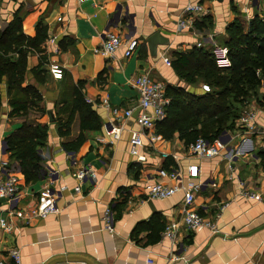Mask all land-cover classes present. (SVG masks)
I'll return each instance as SVG.
<instances>
[{
  "label": "crops",
  "instance_id": "crops-1",
  "mask_svg": "<svg viewBox=\"0 0 264 264\" xmlns=\"http://www.w3.org/2000/svg\"><path fill=\"white\" fill-rule=\"evenodd\" d=\"M187 5L202 7L195 19H202L200 31L195 21L194 30L179 29V20L188 15L184 12ZM14 14L21 19L25 37L33 38L40 24L46 39L41 54L27 55L23 84L39 94L40 111L29 109L23 117L10 118L6 84H0V176L14 177L21 192L15 202L0 200V219L12 224L10 233L0 228V263L12 264L8 254L16 249L21 264H264V146L260 137L264 84L244 109L255 112V131L241 129L237 118L234 127L220 136L225 148L219 156L192 160L198 166L192 178L186 177L187 145L177 132L165 139L156 128L148 131L139 126L138 93L131 87L133 79L145 74L164 86L205 93L201 90L204 80L189 84L176 74L171 66L174 55L200 43L213 51L216 65L224 68L217 58L227 39L226 27L236 18L246 26L252 16L264 17V0H0V25L9 23ZM108 32L125 40L136 38V52L130 57L124 56L123 49L108 56L98 53ZM155 33L167 44L157 45L152 55L147 40ZM50 38L54 43H49ZM51 62L63 67L61 80L50 75ZM36 67L41 71L38 80L32 73ZM76 89L94 112L98 127L82 131L81 147L67 152L63 144L80 133L79 115L74 114L68 135L59 136L58 126L72 109ZM128 109L133 116L121 120ZM23 122L48 127L39 150V177L28 184L4 143ZM111 123L122 127L120 138L113 143L98 141ZM130 131L142 134L137 156L129 153ZM82 165L91 166L97 176L76 193L74 174ZM159 168L178 170L185 187L199 186L194 211L213 222L218 233L180 227L175 242L162 237L167 224L182 222L183 192L164 200L149 198L146 187L155 181ZM51 171L56 173L52 188H63L56 201L58 213L29 224L10 217V210L25 214L45 205L39 192ZM243 192L260 194L261 201L250 200ZM105 209L112 212L113 231L104 228Z\"/></svg>",
  "mask_w": 264,
  "mask_h": 264
},
{
  "label": "trees",
  "instance_id": "trees-1",
  "mask_svg": "<svg viewBox=\"0 0 264 264\" xmlns=\"http://www.w3.org/2000/svg\"><path fill=\"white\" fill-rule=\"evenodd\" d=\"M202 24V19H197L195 29L200 31ZM225 33L228 67L219 68L213 51L202 46L174 55L171 66L181 79L190 84L200 78L210 90L191 94L182 88L165 86L169 103L164 119L155 124L156 132L163 138L169 139L173 132H177L186 147L198 138L212 142L234 127V121L264 84V17L254 15L246 26L236 18L228 24ZM45 39L46 32L40 24H37L33 38L25 37L21 19L16 14L9 23L0 25V84L3 81L6 84L10 118L23 117L29 109L40 111L39 94L23 84L27 55L41 54ZM40 59L44 61L45 58L40 55ZM38 67L32 71L37 80L41 74ZM74 114L79 115L80 133L75 140L63 144L67 152H75L81 147L85 140L82 131L98 127L94 112L85 103L80 90L76 89L67 119L64 122L58 120L61 123L58 126L59 136L69 134ZM47 133L45 124L23 122L20 128L4 139L6 152L17 164L25 184L35 182L39 177V150L45 144Z\"/></svg>",
  "mask_w": 264,
  "mask_h": 264
},
{
  "label": "built area",
  "instance_id": "built-area-1",
  "mask_svg": "<svg viewBox=\"0 0 264 264\" xmlns=\"http://www.w3.org/2000/svg\"><path fill=\"white\" fill-rule=\"evenodd\" d=\"M253 1V0H250ZM185 14H188L186 18L179 20V29L188 28L194 30L193 23L196 17H200L202 14V7L200 5H187L184 9ZM60 21V18L57 19ZM49 43H54L53 38H50ZM200 47V43L196 44ZM138 48V40L136 38L123 39L119 34L108 32L105 34L101 47L97 50L98 53L108 56L112 55L119 49H123L125 57H130L136 52ZM219 57L218 65L220 67H228L229 61L226 58V49H218ZM164 63L170 66V61L167 58H163ZM48 71L53 79L61 80L63 77V67L56 63L51 62L49 64ZM131 87L138 93V107L139 114L136 116V120L142 130H152L155 128L156 122H159L165 117V108L169 103L168 98L165 96L164 84L153 81L145 74L137 76L131 82ZM203 92H209V86L204 84L201 86ZM103 103L107 104V99L103 100ZM116 114V111L114 110ZM133 116V110L128 109L122 112V119H128ZM255 112L252 110H244L239 119L237 125L246 130L247 132L255 131L254 125ZM122 127L117 124H109L104 130V135L97 138L100 142L113 143L120 138ZM260 137L264 146V128L260 131ZM129 153L133 156L139 154L142 147V134L139 131H130L129 139ZM224 140L219 137L212 142H209L203 138H198L195 142L191 143L186 148V159L188 165L186 166V177H196L198 173V166L193 163L192 160L211 159L217 157L224 150ZM164 157H168L167 154H163ZM54 176L56 173L51 171L47 178V184L40 190L39 195L46 201L45 205L40 210H31L25 214L16 213L13 210L9 211V216L19 219L25 224H29L36 219H45L51 214L58 213L56 207V201L58 199L59 191H55L52 188L54 182ZM95 170L89 165H82L79 167L74 178L76 186L74 192L79 193L81 185L86 181H94L96 179ZM181 174L178 170H166L159 168L155 175V181L146 187L147 195L149 198L164 200L173 196L175 193L183 192V205L181 209L182 222L181 223H169L163 231L162 237L170 242H175L179 235L180 227L184 230L195 232L202 229H208L213 234L218 233L216 225L210 220L202 218L194 211L195 193L198 189V185L188 184L186 187L181 184ZM246 198L254 201H261V196L258 193L243 192ZM21 192L14 177L10 175L0 176V200H5L9 203L15 202L20 198ZM102 221L104 228L108 231H113L112 212L110 209H105L102 215ZM0 228L4 233H10L12 230L11 222L5 219H0ZM8 256L12 260V264H21V258L18 250L11 249ZM175 258V257H174ZM177 258V257H176ZM175 258V259H176ZM2 264V263H0Z\"/></svg>",
  "mask_w": 264,
  "mask_h": 264
},
{
  "label": "water",
  "instance_id": "water-1",
  "mask_svg": "<svg viewBox=\"0 0 264 264\" xmlns=\"http://www.w3.org/2000/svg\"><path fill=\"white\" fill-rule=\"evenodd\" d=\"M217 1H221V0H217ZM147 43H148L150 52L153 55V54H155L156 46L167 44V40L162 39L158 33H155L148 38ZM48 117H49L50 121H53L51 113H48Z\"/></svg>",
  "mask_w": 264,
  "mask_h": 264
}]
</instances>
